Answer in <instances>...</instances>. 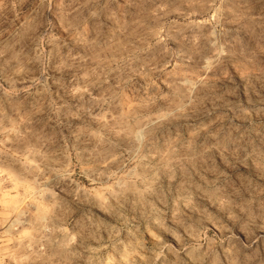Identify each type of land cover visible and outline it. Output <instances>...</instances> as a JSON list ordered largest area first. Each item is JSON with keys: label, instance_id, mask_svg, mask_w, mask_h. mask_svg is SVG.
<instances>
[{"label": "rangeland", "instance_id": "obj_1", "mask_svg": "<svg viewBox=\"0 0 264 264\" xmlns=\"http://www.w3.org/2000/svg\"><path fill=\"white\" fill-rule=\"evenodd\" d=\"M0 264H264V0H0Z\"/></svg>", "mask_w": 264, "mask_h": 264}]
</instances>
